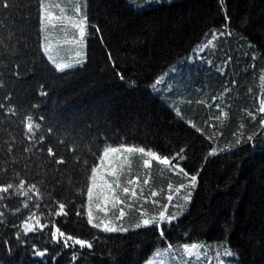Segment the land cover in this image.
I'll use <instances>...</instances> for the list:
<instances>
[{
  "label": "trees",
  "instance_id": "trees-1",
  "mask_svg": "<svg viewBox=\"0 0 264 264\" xmlns=\"http://www.w3.org/2000/svg\"><path fill=\"white\" fill-rule=\"evenodd\" d=\"M49 2L64 7L66 15L72 14L74 0ZM32 4L31 19L27 22L23 21L21 9L7 14L0 9V19L7 22L6 27H0V74H3L0 78L7 79L5 66L19 59L13 55V45L20 47L16 39L21 35L17 29L22 26L28 45L23 60L29 71L22 73L19 80L13 78L9 88L21 104H38L39 108L31 110L32 113L45 115L46 122L57 128L53 145L57 139H63L69 146H79L83 154L86 141L92 142L95 149L102 146L99 136L107 134L113 144L127 142L170 154L188 143L192 150L184 162L186 168L193 171L203 166L204 170L190 203H183V191L174 199V203L182 204L183 214L168 233L169 242H201L213 248L227 242L239 254L236 264H264V136H259L251 145L220 151L203 162L210 145L219 150L234 143L232 133L241 123L246 125L248 133L254 129L259 131L245 109L255 110L258 99L264 94L261 78L264 56L252 60L253 51L264 54V0H227L232 35L217 39L215 47L201 53L204 59H196L194 63L187 62L186 58L194 56L193 49L205 40V33L225 23L217 0H89V27L85 38L87 62L64 72L54 70L41 48L45 38L47 43L51 39L56 45L60 44L62 27L54 22L55 27L47 26L42 30L36 0H32ZM53 11L59 14L57 8L53 7ZM95 25L101 29L100 33L93 31ZM72 33H68V41ZM108 51L116 59V71L126 74L124 81L111 67L106 56ZM171 65L179 71L165 78L167 87L161 85L159 91H151L148 84ZM233 80L237 82L235 86ZM129 81H135V86ZM41 83L48 92L46 97L37 94ZM226 87L232 88L231 94L225 97V104L230 105V108L225 107L229 116L208 121L217 110L196 101L202 99L211 103V97L219 96ZM2 94L0 90V96ZM174 105L181 109L185 119H192L198 126H205V121L215 123V130L208 129L207 134H214L216 143L211 144L189 129L176 117ZM6 127L8 122L0 118V167L3 166ZM12 129L20 136L22 129L15 125L9 130ZM57 150L61 154L67 152L65 148ZM88 159L92 163L91 156ZM51 172L52 169L42 170L35 164H30L28 169V178L36 182L43 180L42 190L46 187L52 194L49 197L46 193L39 201L41 210L45 205L54 207L56 200L71 197L78 204L84 199L74 194L75 187L71 192L68 190L67 177H61L62 183L57 185ZM125 172L127 175L122 177V182L139 176L138 191L143 190L140 202L146 197L149 203L145 207L148 208H152L151 191L160 192L156 199L163 202L167 185L171 183L175 187L182 179L155 162L151 169H144L139 154L128 158ZM72 178L83 184L79 174H73ZM0 179H3L2 174ZM144 179H149L147 185L143 184ZM27 211L23 210L22 214L26 215ZM126 212L125 225L128 226L138 218V213L127 208ZM44 217L42 223H48V227L43 232L30 233L27 245H14L12 255L0 244V264H53L51 254L59 245L50 238L52 221L62 231L78 238L99 237L91 250H81L78 245L75 249H61L55 264H147L155 250L166 246L152 229L103 233L88 225L86 216L77 217L72 213L67 218L52 217L50 221L45 212ZM10 218L19 222V217ZM13 231L0 227V241L11 240ZM33 243L40 250L48 247L49 255L43 259L33 256L29 247ZM73 251L78 253L76 260L71 258ZM206 255L207 259L202 257L200 264H208V261L216 264L214 251L209 250ZM221 258L225 259V264L231 259Z\"/></svg>",
  "mask_w": 264,
  "mask_h": 264
},
{
  "label": "snow or ice",
  "instance_id": "snow-or-ice-1",
  "mask_svg": "<svg viewBox=\"0 0 264 264\" xmlns=\"http://www.w3.org/2000/svg\"><path fill=\"white\" fill-rule=\"evenodd\" d=\"M221 12L224 15L225 23L221 28H210L205 33V40L196 45L193 49L194 56L186 58L187 62H195L196 59H204L201 53L205 50L215 47V42L221 37H229L232 31L229 27L230 17L228 15L227 0H217ZM89 0H74L71 8V15H66V9L59 4L52 5L49 0H36V12L38 22L43 30L44 27L56 25L54 22H59L63 27L64 21L76 30L78 36H74L71 43L80 46V51L77 52V64L87 62L86 51V35L89 27L88 17ZM33 7L32 0H0V9H3L5 14L11 13L16 9L23 10V21L27 22L31 19V9ZM53 7L59 10V14L53 11ZM11 17L9 16V20ZM7 22L0 19V27H6ZM20 36L17 37L16 43L20 45L17 48L13 45V55L19 59L11 64L6 65L7 79L0 78V90H3L0 96V118L8 122V127L5 128L7 138L3 141L2 149L4 158L3 166L0 167V174L3 179H0V227L14 229L11 233L12 239L5 238L0 241L5 248V251L12 255L14 253V245H27L28 236L30 233L43 232L48 227V223H42L45 218L44 213L48 214V219L52 217L67 218L74 213L75 216H86L87 224L93 229H97L103 233H128L140 229H152L158 234V238L166 245L163 249H157L154 252L152 259L147 261V264H165L163 259L157 258L167 256L170 264H200L201 258L207 259V251L212 250L215 254L216 264H225V259L231 258L228 264H236L238 252L227 243L218 244L215 248L212 245L201 242H169L171 228L180 219L183 214L182 204L174 203V199L183 191V203H190L192 192L199 184L203 166L193 171H190L185 166V161L188 159V153L192 150V146L185 143L178 150L170 154H161L157 150H152L145 146H136L127 142L118 144L110 143V137L107 134L99 136L101 147H95L90 141H86V151L81 154L79 146H69L63 139H57L54 146L52 140L57 128L51 123H47L48 117L45 115H34L31 110L39 108L38 104L27 103L21 104L16 93L9 88V83L22 78V73L29 71L28 65L23 60L24 51L27 49L26 32L24 27L17 29ZM95 33H100L101 29L98 25L93 26ZM210 37V38H209ZM41 43L42 51L47 54V60L51 62L55 71L64 72L66 69L73 67L72 64L58 63L50 53V46L46 42ZM102 39V37H101ZM249 47H252L249 45ZM107 59L111 67L115 71L117 77L125 80L123 71H116L117 63L111 51L106 53ZM264 54H258L255 51L252 53V60L255 61L258 57ZM207 63L211 65V61ZM255 68V64L251 65ZM179 69L175 65H171L165 73L157 76L148 84V88L153 91H159L161 85L167 87L165 78L169 74H175ZM223 72V69H220ZM3 75V74H0ZM264 79V76L261 77ZM135 86V81H129ZM236 81H232V85H236ZM251 91V90H249ZM232 88L226 87L219 96H212L211 103L205 100L196 101L199 104L205 105L212 109L213 106L217 110V114L208 117V121L220 120L222 117L227 118L229 112L225 111V107L230 105L225 104V97L229 96ZM40 97L48 96L45 85L41 83L37 93ZM258 99V107L255 110L245 109L246 115L251 122L255 123V127L259 129L252 132H246V125L241 123L237 131L232 133L235 137L234 143H228L225 148L219 149L217 146L209 147L206 155L203 157V162H207L208 158L215 157L220 151H231L233 148H240L242 144L251 145L259 136H264V94ZM192 103V101H188ZM223 105V106H222ZM176 117L182 120L189 129L194 133L199 134L204 140L216 143L214 134H207L208 129L215 130V123L205 121V126H198L192 119H185L181 109L173 106ZM12 125L22 129L20 136L15 134V130H9ZM220 135H223L221 132ZM121 140H125L121 137ZM58 148L67 149L66 154H61ZM139 154L142 159L144 169H151L153 163H157L166 167L172 174L181 177V182L175 187L169 183L167 185V195L163 197V202L156 199L160 196V192L151 191L150 204L152 208L145 207L149 203L145 197L143 202H140L142 189L138 191L140 185L139 176L126 179L122 182V177L126 176L125 163L130 156ZM91 156L92 163H89L88 157ZM30 164H35L40 169H52V179L57 185L61 184V177H67L68 190L71 192L75 187V195L82 196L84 199L80 203H76L71 197L63 201L56 200L54 207L44 206L41 210V203L46 193L51 197V193L47 192V188H43L44 181L36 182L34 179L28 178V169ZM73 174H79L83 179V184L73 181ZM149 179H144L143 184L147 185ZM36 201V202H33ZM49 203H52L50 200ZM16 204L15 207L13 205ZM128 210H135L138 213V218L130 225H125V218L128 215ZM23 210H28L26 215H23ZM39 213V214H38ZM11 217H19V222ZM51 241H54L59 247L51 254V260L55 264L58 256L61 255V249H67L78 245L79 249L91 250L94 247V241L99 237L93 236L91 239L78 238L75 235H70L66 231H62L61 227L56 226L52 221V228L49 229ZM7 235V234H6ZM29 247L32 250V255L39 258H45L49 255V248L44 247L40 250L36 244H31ZM72 260L79 258L78 253L73 251ZM211 264V261H208Z\"/></svg>",
  "mask_w": 264,
  "mask_h": 264
},
{
  "label": "rangeland",
  "instance_id": "rangeland-1",
  "mask_svg": "<svg viewBox=\"0 0 264 264\" xmlns=\"http://www.w3.org/2000/svg\"><path fill=\"white\" fill-rule=\"evenodd\" d=\"M65 24L62 27L61 32L59 33L62 36V40L60 41V44L56 45L51 39L48 41V44L50 46V53L53 56V58L58 63H68L72 64L73 67H77L81 64H77L76 61L78 59L77 52L80 51V46L76 45L74 43H71L74 36H78V33L73 29L67 21H64ZM75 31V32H74ZM73 32L70 36V40H67L68 33ZM47 56V54H46ZM51 63V62H50ZM71 69V68H70ZM158 260L163 259L165 264H170L169 258L167 256L157 258Z\"/></svg>",
  "mask_w": 264,
  "mask_h": 264
}]
</instances>
